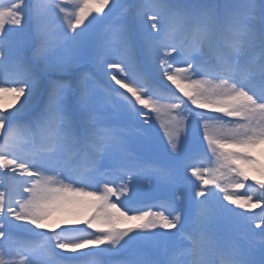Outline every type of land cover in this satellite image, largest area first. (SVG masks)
<instances>
[{"label": "snow or ice", "instance_id": "6c2138e0", "mask_svg": "<svg viewBox=\"0 0 264 264\" xmlns=\"http://www.w3.org/2000/svg\"><path fill=\"white\" fill-rule=\"evenodd\" d=\"M0 264H264V0H0Z\"/></svg>", "mask_w": 264, "mask_h": 264}, {"label": "rangeland", "instance_id": "374dc122", "mask_svg": "<svg viewBox=\"0 0 264 264\" xmlns=\"http://www.w3.org/2000/svg\"><path fill=\"white\" fill-rule=\"evenodd\" d=\"M216 2L222 5L225 3V0H216ZM84 70H85L84 68L79 69V71H84ZM77 71H78L77 69H71L68 71H56V72L51 73V78L59 79V80H74ZM161 102L166 103L167 101H161ZM153 131H154V135L156 136L157 141L160 142L162 146L164 142L163 129L160 127L159 123H156L154 125ZM151 158L156 159L161 163L164 162L158 155H154ZM164 196H165V193L162 190H160L159 188H152L150 191L146 192L144 196L142 197L144 204L141 206L152 204L155 201L164 198ZM255 211L256 213H259L260 210L257 209ZM256 231L258 232L259 229H256Z\"/></svg>", "mask_w": 264, "mask_h": 264}]
</instances>
